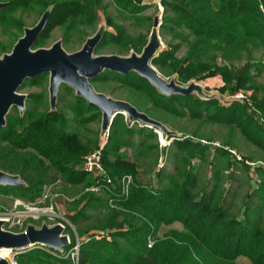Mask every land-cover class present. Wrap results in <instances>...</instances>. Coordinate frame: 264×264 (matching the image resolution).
I'll use <instances>...</instances> for the list:
<instances>
[{
	"label": "trees",
	"instance_id": "trees-1",
	"mask_svg": "<svg viewBox=\"0 0 264 264\" xmlns=\"http://www.w3.org/2000/svg\"><path fill=\"white\" fill-rule=\"evenodd\" d=\"M1 1L6 3L0 8L1 25L20 32H25V23L22 17L16 16L18 12L34 11L42 16L46 10H51L46 26L33 46L38 48L44 46L50 32L57 26H63L66 33H71L79 25H85L80 31L87 35L86 27H92L98 20L97 6L103 0ZM112 2L121 13L134 18L149 7L134 0ZM161 3L165 10L160 28L175 33L183 28L181 32L186 33L176 34L183 35L181 44H187V53L178 59L175 49H179L181 44H177L172 49L160 52L153 59V64L169 65L170 74H177V78H173L182 85L194 79L221 74L225 81V86L220 89L221 94L226 90L235 92L253 86L251 68L260 72L264 67V61H253L255 51L263 50L264 53V0H161ZM106 8L104 6V11ZM142 18L149 20L150 17ZM106 19L109 25L113 24L110 16L106 15ZM149 38L143 34L135 38L123 26L115 25V31H105L95 53L110 42H126V49L141 53ZM245 57L253 63L237 78L232 65ZM47 74L27 79L21 88L29 82L38 83ZM95 80L112 81L135 90L138 98L146 99L149 104L126 100L165 126L167 123L160 118L158 110L171 111L179 116L190 113L191 118L225 124L234 133L239 129L252 143L264 149V127L257 124L247 105L242 102L234 100L224 105L217 97L202 99L194 93L164 94L136 71L121 74L106 70ZM42 97V93L30 94L28 100L32 101L33 98V103L26 106L23 113L18 108L16 115L8 113L7 124L0 128V168L18 174L26 183L22 186H1L0 194L35 200L41 196L46 185L62 178L83 188L76 200L79 209L72 213L71 219L78 236L83 238L86 232L95 228L108 229L109 232H104L107 235L102 236L90 231L81 243L78 261L73 260L69 253L75 245L71 242L63 251L45 246L27 249L17 255L18 264H264V227L254 218V211L250 207H245L242 217L232 212L220 190L219 176L211 187H207V184L200 185L198 175L193 173L192 168L178 167L175 173H167L166 168L162 167L156 172L157 187L149 186L140 179L137 162L129 159L125 149H122L131 145L130 134H138L140 145L146 147L148 139L157 133L154 127L142 125L139 129L133 128L123 114L114 118L103 147V163L113 184L110 190H106L107 196L85 192L86 187L95 183V178L80 169L82 159L86 153L101 145L94 148L82 139L78 130L101 116L102 112L98 107L90 106L83 97L77 96L70 104L75 114L70 118L64 109H40L38 104ZM253 99L255 109L264 117V102L256 95H253ZM89 112L93 113L86 117L85 114ZM164 136L174 138L172 143L191 158L202 157L211 148L215 153L231 157L233 155L228 148L236 146L230 139L221 145L210 142L212 145L206 146L201 140L198 144L187 141L184 133ZM162 149L164 151L165 148ZM246 160L243 158L242 161L250 169ZM232 164L229 161L228 166ZM257 170L264 182V170L260 167ZM126 175L133 179L127 198L121 195ZM109 197L120 199L118 204L122 209L110 208ZM81 204L82 207H79ZM103 206L110 210L107 219L99 226L83 227L81 222L91 219L88 213L90 209ZM175 222H180L182 229L171 228L164 236H158L163 225ZM29 223L42 224L29 220L25 227ZM150 240L153 241L151 246Z\"/></svg>",
	"mask_w": 264,
	"mask_h": 264
},
{
	"label": "rangeland",
	"instance_id": "rangeland-1",
	"mask_svg": "<svg viewBox=\"0 0 264 264\" xmlns=\"http://www.w3.org/2000/svg\"><path fill=\"white\" fill-rule=\"evenodd\" d=\"M134 1L149 6L144 12L138 15V18L130 17L126 13H121L113 4L112 0H103L102 3L97 6L98 20L95 21L92 27H86V30L88 31L87 35L80 31V28H84L85 25H79L78 29L71 33H66L63 26H57L52 29L44 46L41 47L49 48L55 42L61 41L64 49L67 52L72 53L80 50L86 39L93 36L96 32H103L106 30L115 31V25L123 26L126 32L135 38H138L142 34L150 37L154 31L153 18L155 16H160V23L162 24L165 7L161 3V0ZM159 3L161 4V7ZM104 6L107 7L105 11ZM106 15L111 17L113 24H108ZM16 16L22 17V20L25 23V28L33 27L41 18L40 14L34 11L24 13L18 12ZM144 16L150 17L149 20H144L142 18ZM181 31H184V29L176 30V33H186ZM176 33L160 28L159 34L162 41V47L159 53L163 50L172 49L177 44H181L183 35L179 34V36ZM23 35L24 32H20L16 28H4L0 22V58L3 57L5 53H10L15 43L18 41V38ZM125 44L126 42L123 44L110 42L105 44L100 51L95 54H117L120 56H129L133 50L126 49ZM186 53L187 44L185 42L181 44L179 49H175V56L178 59L185 57ZM220 59L219 62H222ZM245 59L236 61L233 63L234 65H232L233 70L238 74L237 77L246 71L253 61H264L263 50L255 51L253 61ZM154 66L163 76L169 78V80L173 79L174 75L170 74L171 68L169 65L159 66L154 64ZM250 71L254 77L253 86L249 89H242L235 92L226 90L221 94L220 89L225 86V81L221 74L201 80L194 79L192 81H196L200 84L205 96L217 97L224 105H229L234 100L246 104L248 111L254 117L257 124L264 127V117L260 115L259 110L253 109L256 107L253 95L258 96L260 101L264 102V67H261L260 72L254 67L251 68ZM174 77L177 78V74H175ZM91 81L98 91L103 92L108 96L118 99L122 98L123 100L132 99L138 100V102L144 101L149 104L146 99L140 96V98H138V93L131 88L120 86V84L112 81L101 82L96 81L95 79ZM18 92L27 95L25 102L26 106H30L33 103V98L32 101L28 100L30 94L42 93L43 97L41 98V103L38 104L39 108L43 110L54 109L50 104L49 74L36 84H31L29 82L19 89ZM194 94L196 97H199L197 91H195ZM237 94H240V96H237ZM76 98L77 93L75 89L69 86L67 87V85H62L55 109H64L68 117H73L75 114L70 109V104L73 103ZM17 110V107L14 105L11 108L10 113L16 115L18 112ZM92 113L93 112L86 113L85 116L90 117ZM158 114L160 118L167 123L166 126L173 134L179 135L184 133L186 134V138H190L194 144H198L201 140V142H213L215 145H221L225 140L230 139L236 146L228 148L230 151L233 150V156L231 157L225 154L215 153L213 148H211L204 153L202 157L195 156L194 158H191L187 152L181 151L177 144L172 143L173 140L171 138H166L160 130H156V136L148 139L146 147L145 145H140L141 138L138 134H130L131 145L122 150L125 149L128 158L137 162L140 171V179L148 183L149 186L157 187L158 181L156 172L162 167L166 168L167 173H175L178 167L183 169L192 168L194 170L193 173L198 175L200 185L206 186L207 184V187H211L215 183L217 176H219L220 190L223 192L226 204L230 206L232 212L239 217H242L245 214V207H250V209L254 211V218L264 227V200L262 199V196H264V190H262L264 189V182L260 172L257 170V167L264 170V149L257 144L252 143L247 137L241 134L239 129H236V132L234 133V131H231V128L222 123L210 121L208 119L191 118L190 113L184 116H179L171 111H163L160 109L158 110ZM125 118L128 122V117L125 116ZM130 125L136 129H139V127L142 126L139 122H131ZM78 131L80 132L82 139L93 145L94 148L108 140L107 132L102 130V115L87 122L86 125L81 126ZM192 136L195 138H192ZM96 143L98 144L97 146ZM154 145L158 146L153 147ZM162 148H165L164 151ZM243 158L247 159L246 162L250 165V169L247 164L242 161ZM229 161H231V164L233 162L230 167L228 166ZM58 179H61V182H57ZM58 179L55 181L56 187L59 186L61 188L64 180L62 178ZM73 194L76 195L77 192ZM101 195L107 196V193L103 192ZM0 204L11 206L13 204L11 194H0ZM79 207H82V204ZM63 208L69 214L71 219L72 213L79 209L78 206H76V201L65 202ZM109 212L110 210L106 206L98 209H90L88 213L89 216H91V219L83 220L81 223L83 227H87L88 225L90 227H94V225L99 226L105 219H107L106 217ZM135 215L140 217L136 212ZM171 228L182 229V224L180 222H175L171 225H163L159 230L158 236H164ZM75 229H77L76 226ZM90 231H93V233L99 232L100 234L101 232H109L108 229H106V231H103L102 228L91 229L86 232L83 238L80 237L81 241L88 236ZM70 234L72 242H76L77 236L72 231H70ZM77 234L79 235L78 232Z\"/></svg>",
	"mask_w": 264,
	"mask_h": 264
},
{
	"label": "water",
	"instance_id": "water-1",
	"mask_svg": "<svg viewBox=\"0 0 264 264\" xmlns=\"http://www.w3.org/2000/svg\"><path fill=\"white\" fill-rule=\"evenodd\" d=\"M6 5L0 0V8ZM51 10H46L40 20L33 27H26L24 35L18 39L10 53H5L0 58V128L7 124V114L15 105L21 113L26 109L27 95L18 90L27 79L49 74L50 104L55 109L59 91L62 85L75 89L77 96L83 97L90 106H96L102 112V130L109 135L114 118L118 114L128 117L130 122H139L143 126L154 127L163 135H172L159 120L141 112L131 102L117 99L98 91L91 80L96 79L106 70L121 74L136 71L146 77L161 93L182 95L199 93L205 96L200 84L191 81L182 85L175 78L169 80L159 72L152 63L159 55L162 47L160 37V16L154 17V31L148 43L139 54L132 51L129 56L96 55L95 51L101 42L105 31L96 32L88 37L82 48L78 51L67 52L61 41L55 42L51 47L33 48L47 21ZM172 140L174 138H171ZM187 141L192 142L190 138ZM171 140V141H172ZM107 143L105 141L104 145ZM206 146L212 145L203 141ZM25 181L18 175L4 171L0 168V186H22ZM4 221L0 220V249L27 250L35 245L45 246L57 251H63L71 243L65 229L60 224L49 226L43 222L40 226L29 223L22 232H14L3 228ZM0 264H9L8 259L0 256Z\"/></svg>",
	"mask_w": 264,
	"mask_h": 264
},
{
	"label": "built area",
	"instance_id": "built-area-1",
	"mask_svg": "<svg viewBox=\"0 0 264 264\" xmlns=\"http://www.w3.org/2000/svg\"><path fill=\"white\" fill-rule=\"evenodd\" d=\"M159 5L161 7L160 3ZM237 96H240V94H237ZM253 109H255V107ZM104 143H102L99 148L86 153L82 159L80 169L92 174L95 178V183L86 187L85 192L101 194L103 192H106V190H110V186L113 184V180L106 172L103 163ZM231 152H233V150ZM132 180V176L130 175H126L123 178V188L121 195L125 198L129 196V189ZM57 182H61V179H58ZM78 197L79 195L71 196L63 191H60L59 186L56 187V182H54L46 185L41 196L33 201H28L26 199L14 197L13 195H11V198L13 200V204L11 206L0 204V220L4 221L5 224L3 228L5 230L14 232L24 231L26 229V223L29 220L41 223L45 222L49 226L60 224L66 230L65 233L69 236L71 242L72 240L70 231H72L77 236L76 242H74L75 245L70 250V252L73 259L75 261H78L79 250L82 241L76 232L75 226L72 223L69 214L64 210L63 205H61L60 202L61 200L63 204L65 202H74L78 199ZM124 197L119 196V198ZM119 200L120 199L115 197H109L108 206L110 208L122 209V207L118 204ZM96 233L97 235L102 236L107 235V233L104 232H101V234L99 232ZM149 242V246H151L153 241L150 240ZM32 247H35V245L31 246V248ZM23 251L25 250L2 248L0 249V256L8 259L9 264H18L17 255Z\"/></svg>",
	"mask_w": 264,
	"mask_h": 264
},
{
	"label": "crops",
	"instance_id": "crops-1",
	"mask_svg": "<svg viewBox=\"0 0 264 264\" xmlns=\"http://www.w3.org/2000/svg\"><path fill=\"white\" fill-rule=\"evenodd\" d=\"M234 73H235V75H236V77L238 76V74H236V71L234 70ZM238 78V77H237ZM94 178V177H93ZM82 187L81 186H75V185H72L71 183H68V182H65V181H63L62 182V186H61V188L59 187V190L60 191H63V192H65L66 194H68V195H71V196H78L79 194L78 193H81L82 192ZM77 192V194L75 195V194H73V193H76ZM61 202V205H63V202H62V200L60 201Z\"/></svg>",
	"mask_w": 264,
	"mask_h": 264
}]
</instances>
